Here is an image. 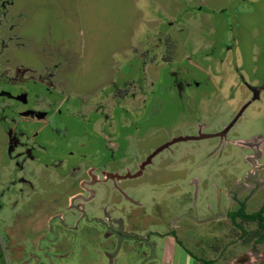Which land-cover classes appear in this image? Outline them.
<instances>
[{"label": "rangeland", "instance_id": "obj_1", "mask_svg": "<svg viewBox=\"0 0 264 264\" xmlns=\"http://www.w3.org/2000/svg\"><path fill=\"white\" fill-rule=\"evenodd\" d=\"M15 3L16 19L0 21V77L14 76L18 66L47 67L59 82L61 93L25 83L50 97V116L29 122L27 134L36 149L51 146L64 161L61 177L51 169L15 176L0 128V264L38 256L54 234L60 250L50 257L73 251L104 260L107 233L128 261L159 264L157 243L170 231L185 247L177 246L175 264H202L187 250L214 264H264L258 221L204 222L218 200L224 212L264 206V169L253 162L264 164V95L225 137L176 143L134 177L157 149L198 136L201 125L204 134L222 132L252 99L250 87L264 80V0ZM92 168L133 177L97 184L85 206L112 223L81 221L69 230L60 217L77 224V209L90 197L80 181ZM77 193L84 198L74 199Z\"/></svg>", "mask_w": 264, "mask_h": 264}, {"label": "flooded vegetation", "instance_id": "obj_2", "mask_svg": "<svg viewBox=\"0 0 264 264\" xmlns=\"http://www.w3.org/2000/svg\"><path fill=\"white\" fill-rule=\"evenodd\" d=\"M15 2L16 0H0V21L2 17L6 18L8 17L9 14L12 19H16V15L14 11H12L13 7L16 5ZM11 30L14 31L12 28ZM2 46H5V42L4 40L0 38V47ZM48 70H47V67H45V71H44V68L36 70L32 68L25 69L24 66H18V68H16V74L14 76L7 77V78L0 77V128L7 137L8 146L10 148V153H11V156H13L12 160H15L14 165L16 169L14 171L12 170L15 176L24 177L26 175H31L32 177L40 169L44 170V172L47 169H51L54 176H60V177L62 176V174L59 172L61 169L59 168L58 165H60L59 163H62L64 159L59 154H57L58 153L56 151L57 149H53L51 146L49 147L47 146L43 148V150L41 148L36 149L33 145L30 144L31 141L27 134V125L29 124V122L35 121V120H40V121L45 120L50 116L48 113L50 97L48 96V94L46 95L40 94V93L35 94V92H33L28 87H26L25 83L32 82L35 84H39L45 88H54L58 93H61L60 88L59 89L56 88L57 87L56 85L59 82L49 78L50 72ZM26 74L27 76H25ZM263 84H264V80H262L258 85H253L252 87H250V91L252 92V97L255 96L253 94L260 92L259 89L260 87L263 86ZM262 94L263 93H261V98H262ZM258 148H259L258 150L260 152V155H262L260 147ZM148 158L145 161H142L140 163L141 165L138 166L139 169L137 170L140 171V173H138L137 175H134L135 178L142 175L143 171L145 170L147 166V165L144 166V164L145 162H147ZM253 162L255 163V167L257 169H260V170L264 169V164H261L260 157L253 160ZM137 164H138V161H137ZM8 169H10V167ZM76 172H77V169L75 170L73 169L71 171V174L75 175ZM85 175H86L85 178L87 179L83 178L80 182H82V186L85 187V190L90 194V197L89 198L86 197L84 199L85 201H82L80 203L79 209L76 208L77 210L84 209L85 206H87L88 204L87 202L92 200L94 197H96L97 191L95 190V186L97 184L106 183L111 180L122 181L127 178L133 177L131 176L129 172L124 175H119V173H116V172L113 173L104 168L103 169H96V168L89 169L88 173H86ZM49 176H51V174ZM74 196H75L74 199L84 198L82 193L81 194L77 193L73 195V197ZM242 204H241V207L237 210L224 212L221 209L219 205V200H218L216 204L215 212H213L211 209H208V210H209L210 215L214 217L218 216V219L227 218L231 220L232 223L234 224L236 222L231 219V214L233 212H237L238 210H240L242 208ZM71 208L74 209L75 206H72ZM193 214H195L193 217L194 220L195 221L198 220L197 218L198 213L196 212V209H195V213ZM55 218L56 217L50 218L49 223L50 224L53 223ZM63 224H64V221H63ZM59 240H60V237L54 234V238L51 240H48V242H49V245H51V243L53 242L57 243ZM37 250L41 252V254H38V256H40L43 259V256L47 254L46 249H42L39 247V249ZM37 250L34 253H38L39 251ZM49 255H51L50 252H49Z\"/></svg>", "mask_w": 264, "mask_h": 264}, {"label": "crops", "instance_id": "obj_3", "mask_svg": "<svg viewBox=\"0 0 264 264\" xmlns=\"http://www.w3.org/2000/svg\"><path fill=\"white\" fill-rule=\"evenodd\" d=\"M232 80V79H231ZM232 82L231 85L234 86V81H230ZM261 81L255 82V85H258ZM260 92H257L255 94V96L252 97L251 100H249V102L247 104H249L248 106H250L254 101L260 100L261 98V93L262 96L264 95V84L262 87H260ZM255 98V99H254ZM246 104V105H247ZM247 106V108H248ZM246 108V109H247ZM245 109V111H246ZM244 111V112H245ZM243 112V114H244ZM239 114V113H238ZM242 114V115H243ZM242 117V116H241ZM202 126V125H201ZM199 127L198 129V135L200 134H204L203 130L204 127ZM73 198V197H71ZM83 205V204H81ZM69 209H72L71 207H68ZM78 222L77 224H73V225H67L64 223L65 227L69 230H77L78 229V225L80 224L81 221H84L88 224H97L98 222H111L112 220L110 219V221H103L97 217H94L93 215H91L88 210L86 211V209H82V210H78ZM90 214V215H89ZM61 219H63V221L65 220L64 216L61 215ZM113 225V224H112ZM109 226V225H108ZM155 234H159V232L156 231H152ZM172 231H170L171 233ZM170 233H167V235L164 236V238L161 239V241L159 243H157V246H159L161 248V254H160V259L157 260L159 261V264H175L176 263V259L179 257L178 253H177V246H180L177 243L176 238L171 235ZM137 235V234H136ZM141 236V235H140ZM106 237V242H108V246L109 249L106 253V258H104V260H97L95 258H85L84 255H79V257H75L73 251H71L70 253H68V255H58V257L52 255V257L49 256L48 252L51 251H55V250H60V245L58 243H51V245H48V247H44L43 249H46L47 254H45L43 256V259L40 256H34L33 254L31 255V258L28 259L27 261L21 263V264H134V263H138L141 264L142 261H137V262H132V261H128L127 258L125 257V254L121 251V249L116 252V245L114 244V240H112V234L111 233H107L105 235ZM182 247V246H181ZM99 250V249H98ZM141 253L143 254L142 250ZM73 254V255H72ZM146 258L148 256H145ZM190 257V256H189ZM186 259H189L186 257ZM61 261V263H59ZM156 263V261H155Z\"/></svg>", "mask_w": 264, "mask_h": 264}, {"label": "water", "instance_id": "obj_4", "mask_svg": "<svg viewBox=\"0 0 264 264\" xmlns=\"http://www.w3.org/2000/svg\"><path fill=\"white\" fill-rule=\"evenodd\" d=\"M255 99V98H254ZM249 104L245 105L241 111L239 112V114L235 117V119L229 124V126L227 128H225V130H223L220 133H216V134H200L198 136H192V137H179L176 138L174 140H172L170 143L165 144L164 146H162L161 148L157 149L147 160V162H145L144 166L148 165L151 160L158 155L160 152H162L164 149L168 148L169 146L179 143V142H184V141H190V140H202V139H210V138H223L227 135V133L229 132V130L232 128V126L236 123V121L242 116L243 112L245 111V109L247 108ZM218 216L214 217L212 216L211 218H209L208 220H205L204 222H210V221H214L217 220Z\"/></svg>", "mask_w": 264, "mask_h": 264}, {"label": "trees", "instance_id": "obj_5", "mask_svg": "<svg viewBox=\"0 0 264 264\" xmlns=\"http://www.w3.org/2000/svg\"><path fill=\"white\" fill-rule=\"evenodd\" d=\"M244 206L245 204H242V208L240 210H238L237 212H233L231 214V219L233 221H236L237 218H240L242 220H245V221H258L259 223V227L264 230V207L259 210L258 212H255V213H246L245 209H244ZM171 235H173L176 240H177V243L184 247L182 241H180L176 236L177 234L174 232L171 233ZM260 242L263 243L264 242V235L262 236V238L260 239ZM185 248V247H184ZM188 253L191 255V257L195 258L197 261H199L200 263L202 264H214V261L213 260H204L202 258H199L197 256H195L193 253H191L189 250H187Z\"/></svg>", "mask_w": 264, "mask_h": 264}]
</instances>
